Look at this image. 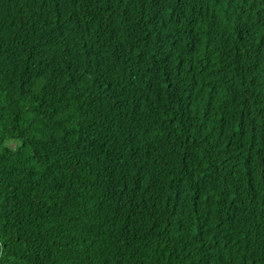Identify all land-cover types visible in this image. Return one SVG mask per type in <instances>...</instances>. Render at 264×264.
<instances>
[{
    "label": "trees",
    "instance_id": "1",
    "mask_svg": "<svg viewBox=\"0 0 264 264\" xmlns=\"http://www.w3.org/2000/svg\"><path fill=\"white\" fill-rule=\"evenodd\" d=\"M0 264H264V0H0Z\"/></svg>",
    "mask_w": 264,
    "mask_h": 264
}]
</instances>
